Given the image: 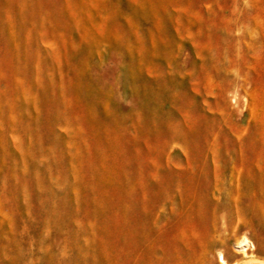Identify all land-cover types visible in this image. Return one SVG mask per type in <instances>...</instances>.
<instances>
[{
    "label": "rangeland",
    "instance_id": "374dc122",
    "mask_svg": "<svg viewBox=\"0 0 264 264\" xmlns=\"http://www.w3.org/2000/svg\"><path fill=\"white\" fill-rule=\"evenodd\" d=\"M0 264H264V0H0Z\"/></svg>",
    "mask_w": 264,
    "mask_h": 264
}]
</instances>
